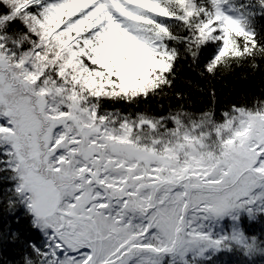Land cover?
Returning <instances> with one entry per match:
<instances>
[{
  "label": "snow or ice",
  "instance_id": "snow-or-ice-1",
  "mask_svg": "<svg viewBox=\"0 0 264 264\" xmlns=\"http://www.w3.org/2000/svg\"><path fill=\"white\" fill-rule=\"evenodd\" d=\"M245 67L264 0H0V264H264V91L211 86Z\"/></svg>",
  "mask_w": 264,
  "mask_h": 264
},
{
  "label": "trees",
  "instance_id": "trees-1",
  "mask_svg": "<svg viewBox=\"0 0 264 264\" xmlns=\"http://www.w3.org/2000/svg\"><path fill=\"white\" fill-rule=\"evenodd\" d=\"M179 86L191 93V107H200L206 100V90L210 86L207 81L191 72L186 66L181 69ZM217 93V106L221 108L233 101L242 100L245 94H259L264 91V67L256 72L248 68H238L212 82ZM167 106V101H164ZM155 108L156 106L153 105ZM158 110V109H157ZM225 261L227 257L223 258ZM235 258H233L234 260Z\"/></svg>",
  "mask_w": 264,
  "mask_h": 264
}]
</instances>
